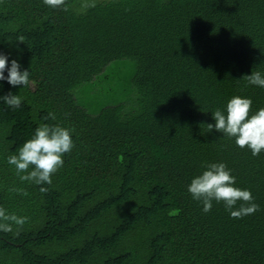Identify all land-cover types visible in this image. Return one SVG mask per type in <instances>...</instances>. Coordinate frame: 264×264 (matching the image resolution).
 <instances>
[{"label":"trees","instance_id":"obj_1","mask_svg":"<svg viewBox=\"0 0 264 264\" xmlns=\"http://www.w3.org/2000/svg\"><path fill=\"white\" fill-rule=\"evenodd\" d=\"M0 52L29 70L0 81L21 97L0 103V209L23 218L0 220V264H264V151L207 127L232 96L264 107L241 79L264 74V0H0ZM45 123L74 147L37 185L6 158ZM214 162L257 211L201 210L187 185Z\"/></svg>","mask_w":264,"mask_h":264},{"label":"clouds","instance_id":"obj_2","mask_svg":"<svg viewBox=\"0 0 264 264\" xmlns=\"http://www.w3.org/2000/svg\"><path fill=\"white\" fill-rule=\"evenodd\" d=\"M50 8H57L64 0H42ZM241 79L248 85L264 89V74L260 71H251ZM0 81H6L11 87H21L29 83V70L22 69L17 59H10L0 52ZM0 103L9 108H19L21 97L9 92L0 95ZM252 101L242 96H232L227 100L224 108L211 111L212 122L207 124L210 132L222 134L234 140L238 148H247L252 156L264 151V107L250 114ZM48 117L55 120L53 113ZM74 147L72 133L59 124H40L31 137L23 142L15 155L8 156L7 163L14 166L20 179L34 182L37 185L50 184L51 175L63 166L64 154ZM204 170L191 178L187 185V192L195 201L202 205L201 210L207 213L212 203H223L231 218L240 219L257 211L258 206L253 202L249 189L235 186V177L223 162L207 164ZM31 169V170H29ZM45 191L43 187L40 189ZM239 206L237 207V204ZM246 205V206H245ZM0 220H12L22 224L23 218L7 216L0 209ZM0 229L10 230V225L0 223Z\"/></svg>","mask_w":264,"mask_h":264}]
</instances>
